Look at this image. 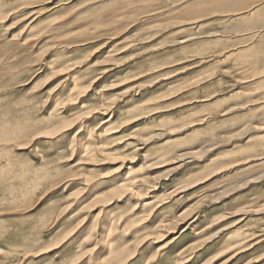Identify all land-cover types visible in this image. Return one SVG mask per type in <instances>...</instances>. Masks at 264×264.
<instances>
[{
	"label": "rangeland",
	"instance_id": "1",
	"mask_svg": "<svg viewBox=\"0 0 264 264\" xmlns=\"http://www.w3.org/2000/svg\"><path fill=\"white\" fill-rule=\"evenodd\" d=\"M213 1L0 0V264H264V0Z\"/></svg>",
	"mask_w": 264,
	"mask_h": 264
},
{
	"label": "bare ground",
	"instance_id": "2",
	"mask_svg": "<svg viewBox=\"0 0 264 264\" xmlns=\"http://www.w3.org/2000/svg\"><path fill=\"white\" fill-rule=\"evenodd\" d=\"M214 1H215V0H214ZM214 1H213V2H214ZM220 1H221V0H220ZM220 1L218 0L217 2H216V1H215V2H216V4H219ZM235 1H236V0H235ZM237 1H238V0H237ZM258 1H259V0H258ZM210 3H211V2H210ZM222 3H223V2H222ZM228 3H229V2H228ZM208 4H209V2H208ZM213 4H214V3H213ZM220 5H221V4H220ZM89 24H90V23H89ZM57 29H58V28H57ZM119 32H120V30H119ZM117 33H118V32H117ZM205 34L207 35V34H210V33H205ZM82 37H83V36H82ZM93 37H94V36H93ZM191 39L193 40L194 38H190V39H189V38H186V39H184V41H182V42H180V43H187V42L190 41ZM85 40H86V39H85ZM87 41H88V40H87ZM70 43H71V42H70ZM61 44H62V43H61ZM52 46H53V45H52ZM61 46H63V45H61ZM21 47H22V46H21ZM76 47H77V46H76ZM22 48H23V47H22ZM44 49H45V48H44ZM44 49H43V50H44ZM46 49H47V48H46ZM44 51H45V50H44ZM14 52H15V51H14ZM40 52H41V51H40ZM40 52H39V53H40ZM26 53L28 54V52H26ZM32 54H33V53H32ZM32 54H31V55H32ZM43 54H44V53H43ZM43 54H42V55H43ZM10 55H11V54H10ZM25 55H26V54H25ZM25 55L22 56V57H20V60L22 59V60L20 61L21 63L26 62V59H27V58H26ZM38 56H39V54H38ZM27 57H28V56H27ZM41 58H43V57H41ZM16 60H17V58H16ZM32 61H33V59H32ZM12 62H13V61H12ZM43 62H44V61H43ZM17 64H18V63H17ZM4 65H5V64H4ZM15 66H16V65H10V66L8 65L6 68L14 69ZM28 67H29V66H28ZM2 70H4V67H3ZM164 78H165V77H164ZM167 78H168V77H167ZM150 86H151V85H150ZM140 90H141V89H140ZM73 99L76 100L77 97L75 98V96H74ZM107 106H108V105H107ZM109 107H110V106H109ZM147 110H148V108H147ZM134 112H135V111H134ZM134 112L132 111V116H133V113H134ZM130 114H131V113H130ZM86 118H87V117H86ZM111 120H112V119H111ZM257 128H258V127H257ZM253 129H254V127H253ZM195 132H196V131H195ZM159 136H160V135H159ZM154 138H155V137H154ZM156 138H158V136H156ZM88 145H89V144L87 143L86 146H88ZM86 149H88V148L86 147ZM206 149H207V148H206ZM70 150H71V149H70ZM206 151H207V150H206ZM170 153H171V152H170ZM170 155H171V154H170ZM161 156H162V155H161ZM162 157H163V156H162ZM6 158H7V157H6ZM48 176H49V175H48ZM254 182H255V181H254ZM248 183H249V182H248ZM222 193H223V192H222ZM219 194H220V193H219ZM35 208H36V207H35ZM34 210H35V209H34ZM25 212H26V211H25ZM248 212H249V211H248ZM253 212H255V211H253ZM27 213H28V212H27ZM5 214H6V213H5ZM0 215H2V214H0ZM3 215H4V214H3ZM128 218H129V217H128ZM137 231H138V230H137ZM241 235H242V234H241L239 231H237V232H235V234H234L233 236H234V237H235V236H238V238H240ZM233 236H230V237L233 238ZM230 237H229V239H230ZM241 237H242V236H241ZM82 242H83V241H82ZM243 242H245V241H243ZM243 242H241L240 240L234 241L233 243L231 242L232 244H231V243L228 244V245H227V248L230 247V246H232V245H237V244H240V243H243ZM243 244H244V243H243ZM232 249H233V247H232ZM3 253H4V252H3ZM1 254H2V253H1ZM195 258H196V257H195Z\"/></svg>",
	"mask_w": 264,
	"mask_h": 264
}]
</instances>
